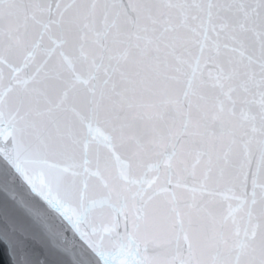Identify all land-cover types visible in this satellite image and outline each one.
Here are the masks:
<instances>
[{
  "label": "snow or ice",
  "instance_id": "obj_1",
  "mask_svg": "<svg viewBox=\"0 0 264 264\" xmlns=\"http://www.w3.org/2000/svg\"><path fill=\"white\" fill-rule=\"evenodd\" d=\"M0 192L8 264H264V0H0Z\"/></svg>",
  "mask_w": 264,
  "mask_h": 264
},
{
  "label": "water",
  "instance_id": "obj_2",
  "mask_svg": "<svg viewBox=\"0 0 264 264\" xmlns=\"http://www.w3.org/2000/svg\"><path fill=\"white\" fill-rule=\"evenodd\" d=\"M5 206H7L10 212H13V206L11 202L6 201V198L2 192H0V217H2ZM19 215V213H15ZM27 226V221L24 222ZM3 227V221L0 219V228ZM71 236V233H68ZM30 247L34 250L37 254V258H42L47 261V264H66V258H62L53 250L47 246V243L42 239L30 240L29 242ZM0 264H8V258L5 254L2 247H0Z\"/></svg>",
  "mask_w": 264,
  "mask_h": 264
}]
</instances>
